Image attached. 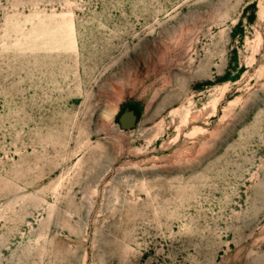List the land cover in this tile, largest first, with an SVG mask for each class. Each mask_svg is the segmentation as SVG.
Returning <instances> with one entry per match:
<instances>
[{
  "label": "rangeland",
  "instance_id": "obj_1",
  "mask_svg": "<svg viewBox=\"0 0 264 264\" xmlns=\"http://www.w3.org/2000/svg\"><path fill=\"white\" fill-rule=\"evenodd\" d=\"M0 264H264V0H0Z\"/></svg>",
  "mask_w": 264,
  "mask_h": 264
},
{
  "label": "water",
  "instance_id": "obj_2",
  "mask_svg": "<svg viewBox=\"0 0 264 264\" xmlns=\"http://www.w3.org/2000/svg\"><path fill=\"white\" fill-rule=\"evenodd\" d=\"M121 124L124 129H129L134 125L133 121L130 118H127L126 116L121 119Z\"/></svg>",
  "mask_w": 264,
  "mask_h": 264
}]
</instances>
